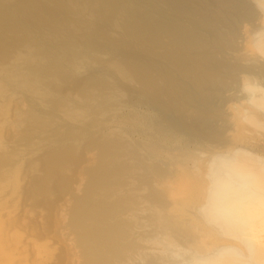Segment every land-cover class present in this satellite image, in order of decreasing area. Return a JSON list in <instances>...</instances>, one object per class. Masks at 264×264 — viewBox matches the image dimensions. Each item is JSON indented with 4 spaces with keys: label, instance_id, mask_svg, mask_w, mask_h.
Instances as JSON below:
<instances>
[{
    "label": "bare ground",
    "instance_id": "1",
    "mask_svg": "<svg viewBox=\"0 0 264 264\" xmlns=\"http://www.w3.org/2000/svg\"><path fill=\"white\" fill-rule=\"evenodd\" d=\"M261 2L0 0V264H264Z\"/></svg>",
    "mask_w": 264,
    "mask_h": 264
},
{
    "label": "rangeland",
    "instance_id": "2",
    "mask_svg": "<svg viewBox=\"0 0 264 264\" xmlns=\"http://www.w3.org/2000/svg\"><path fill=\"white\" fill-rule=\"evenodd\" d=\"M206 1H208V3H209V1H210V4H211V6H212V5L216 4L219 0H206ZM211 1H212V2H216V3L213 4V3H211ZM236 1H238V0H236ZM246 1L249 3V5H253V4L258 5L259 3H262L261 0H246ZM211 6H210V7H211ZM214 6H215V5H214ZM214 6H213V7H214ZM211 8H212V7H211ZM239 10H240V9H239ZM239 10H238V12L236 11V15H238L237 13H239ZM236 15H235V16H236ZM232 16H234V14H233ZM232 18H233V17H232ZM235 18H237V16H236ZM235 18L232 19L233 22L230 20V18L226 20V22H228V23H226V22H225V23H224V22H223V23L220 22V23H222V26L219 27V29H218V28L216 29V27H218L219 25H221V24H219V23H218V26L215 25V26L212 27V29L214 28L215 30H217L218 33H217V32H216V33H217V35H219V36H221L222 33H226V32H228L225 28H228V29H229V28L231 27V25H232L233 28H232L231 30H229V31H236V29L233 30V29H234L233 24L235 25V28H237V30H240V29H238V26H239L240 23L237 24V21L234 22ZM236 20H237V19H236ZM230 21L232 22V24H231ZM229 24H230V25H229ZM225 25H226V26H225ZM257 26H258V25H257ZM257 26H256V27H257ZM222 27H223V28H222ZM220 28H222V32H220V31H221ZM223 29H224L225 31H223ZM250 29L253 30V29H255V28H254V27H251ZM255 30H256V29H255ZM247 31H248V30H247ZM253 31H254V30H253ZM219 32L221 33V35L219 34ZM237 32H238V31H237ZM249 32H250V31H249ZM249 32H248V33H249ZM214 33H215V32H214ZM216 33H215V34H216ZM235 33H236V32H235ZM238 33H239V32H238ZM236 34H237V33H236ZM263 34H264V33H263ZM223 35H224V34H223ZM237 35H238V34H237ZM229 50H230V48H229ZM227 51H228V50H227ZM231 51H232V50H231ZM223 52H224V51H223ZM228 52H230V51H228ZM226 53H227V52H226ZM224 54H225V52H224ZM224 56H225V55H224ZM228 56L231 57L229 53H228ZM232 60H235V59H232ZM252 60L255 61V62H253V64L256 63L257 66L260 65V62H258L256 59H252ZM107 64H109V63H107ZM105 65H106V64H105ZM255 66H256V65H255ZM111 69H112V68H111ZM112 70H114V68H113ZM114 71H115V70H114ZM111 72H112V71H111ZM111 72H110V73H111ZM117 73H119V74H117ZM114 74H115V75H114ZM117 75H118V76H117ZM120 75H122V74H120V72H116V71H115V72L113 73V76L116 77V79H112V83L109 82V83H111V84L109 85L110 88H114V86L116 87V85H117L118 82L121 83V84H119V85L123 86V88H125V87H127V86L130 87V82H127V81L123 80V79H125V78H124L123 76H120ZM251 75H252V74H251ZM255 75H256V74H255ZM255 75H254V76H255ZM258 75L260 76L259 78H262V77H263V75L257 74V75L254 77V78L257 80V82L255 81V83H254V82L251 83V80L248 79V80L244 81V82L242 83V85H241L240 82L238 83V82H236V81H237V80H236V81L234 82V87H235V85H236L237 83L240 84V85H238V84L236 85V87H235L236 89H235V88L232 89V88H233V87H232L233 83L231 82V83H232V84H231V87H232V88H231V87H230V88H231L232 90L230 89V90H226V91H225V90L223 89V87L219 88V90H220V91L222 90V92L225 91V93L228 91L227 93L229 94L228 96H230V97L233 96V95H235V93H237L236 95H238L239 97H244V96H246V94H249L248 92H249L252 88H256V87H259V88H260V87H264V86H262V85H263V83H262L263 80H262V79H264V78L259 79V78H258ZM119 77H121V79H120ZM118 78H119L121 81H120ZM232 78H233V77L230 78L229 82L231 81ZM255 79H254V80H255ZM232 80H235V79H232ZM261 80H262V81H261ZM123 81H124V82H123ZM109 83H108V84H109ZM127 83H128V84H127ZM123 84H126V86L123 85ZM132 84H133V82L131 83V87L134 85V84H133V85H132ZM228 85H230V84H228ZM225 86H226V85H225ZM225 86H224V88H225ZM107 87H108V86H107ZM107 87L105 88V90L107 89ZM128 87H127V88H128ZM110 88H109V89H110ZM123 88L121 87V89H123ZM127 88H125V89H127ZM226 88H227V87H226ZM228 88H229V86H228ZM236 90H237V91H236ZM216 91H217V90H216ZM234 91H236V92H234ZM215 93H216V92H215ZM217 93L220 94L219 91H217ZM123 94H125V93L123 92ZM218 94H216V95H218ZM214 95H215V94H213V96H214ZM216 95H215V96H216ZM222 95H224V93H221L220 95L216 96V97H217L216 100L220 101V100L218 99V97H222ZM116 96H117V98L120 97L118 94H116ZM224 96H225V95H224ZM216 97H215V98H216ZM226 97H227V96L223 97V99L221 100L222 102H221V101H220V102H218V101L216 102L215 100L213 101L214 97L211 98V99H212V100L210 99V101H211V102H210V108H211V110H210V108H209L208 110H209L210 112H213V109H214L216 112H218V111H219L218 109L221 108V106H219V105H220L219 103L222 104L225 100H227L228 97H227V99H226ZM220 99H221V98H220ZM230 99H232V97H231ZM213 102H215V104H212ZM90 111H91V110H90ZM90 111H88V113H89ZM88 113H86V114H88ZM211 114H212V113H211ZM90 115H91V113H90ZM215 123H216V121L214 122L215 127L218 126V125H216ZM188 138H189V137H188ZM188 138H187V139H188ZM188 142H191V141L188 139ZM82 145H83V144H82ZM82 145H81V146H82ZM188 145H190V144L188 143ZM190 147H194L193 144H191ZM187 148H188V146H187ZM82 150H83V149H82Z\"/></svg>",
    "mask_w": 264,
    "mask_h": 264
},
{
    "label": "clouds",
    "instance_id": "3",
    "mask_svg": "<svg viewBox=\"0 0 264 264\" xmlns=\"http://www.w3.org/2000/svg\"><path fill=\"white\" fill-rule=\"evenodd\" d=\"M233 166L237 170H249L250 168L249 164L243 160L234 161ZM253 175L254 182L259 190V202L262 211L260 219L264 222V167H261L260 171L253 173ZM200 211L210 219H222L232 214L233 209L225 197L214 194L201 207Z\"/></svg>",
    "mask_w": 264,
    "mask_h": 264
}]
</instances>
